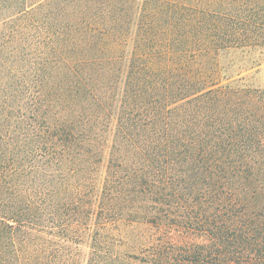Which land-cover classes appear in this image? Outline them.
<instances>
[{
    "label": "trees",
    "instance_id": "16d2710c",
    "mask_svg": "<svg viewBox=\"0 0 264 264\" xmlns=\"http://www.w3.org/2000/svg\"><path fill=\"white\" fill-rule=\"evenodd\" d=\"M264 0H0V264H264Z\"/></svg>",
    "mask_w": 264,
    "mask_h": 264
},
{
    "label": "rangeland",
    "instance_id": "374dc122",
    "mask_svg": "<svg viewBox=\"0 0 264 264\" xmlns=\"http://www.w3.org/2000/svg\"><path fill=\"white\" fill-rule=\"evenodd\" d=\"M255 82L257 85L264 86V71L259 74V76L257 77ZM80 251H81V259L80 260H81V264H83V262L87 256V253H88L87 246L86 245L82 246L80 248Z\"/></svg>",
    "mask_w": 264,
    "mask_h": 264
}]
</instances>
